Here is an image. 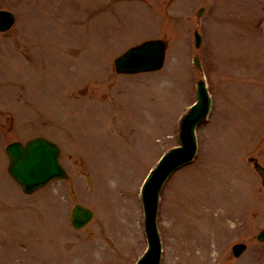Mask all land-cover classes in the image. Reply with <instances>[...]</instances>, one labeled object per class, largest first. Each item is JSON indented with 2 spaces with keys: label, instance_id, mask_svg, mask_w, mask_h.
<instances>
[{
  "label": "rangeland",
  "instance_id": "rangeland-1",
  "mask_svg": "<svg viewBox=\"0 0 264 264\" xmlns=\"http://www.w3.org/2000/svg\"><path fill=\"white\" fill-rule=\"evenodd\" d=\"M96 1L0 0L19 18L0 33V264L136 263L147 247L140 185L179 143L176 117L200 79L195 56L215 109L199 129L200 155L162 196V264H264V187L248 162L264 165V0H121L107 14ZM195 30L207 49L194 47ZM159 38L161 71L115 74L116 56ZM38 135L61 145L70 177L26 196L5 148ZM75 203L95 213L81 230ZM239 242L248 249L236 259Z\"/></svg>",
  "mask_w": 264,
  "mask_h": 264
},
{
  "label": "water",
  "instance_id": "water-1",
  "mask_svg": "<svg viewBox=\"0 0 264 264\" xmlns=\"http://www.w3.org/2000/svg\"><path fill=\"white\" fill-rule=\"evenodd\" d=\"M13 21L11 14L0 13L1 30L9 28ZM165 49L166 43L164 41L147 42L118 58L116 60L117 71L120 73H136L160 69L164 64ZM130 53H133V55H129ZM201 101V104L206 102L204 95H201ZM199 119L200 115L196 112L186 118L182 133L183 148L175 149L163 160L144 189L150 251L139 264L160 263L161 246L156 229L158 194L170 173L185 164L195 153L193 129ZM7 153L10 157L9 171L26 193H32L45 186L53 178L67 177L66 171L59 163L60 149L44 139L33 140L26 147H23L20 143L11 144L7 148ZM255 167L263 176L264 185V168L257 162ZM92 217L93 213L81 205H76L73 209L72 222L76 228L84 227ZM259 240L264 241V230L259 235ZM244 249V245L235 246V254L239 256Z\"/></svg>",
  "mask_w": 264,
  "mask_h": 264
},
{
  "label": "bare ground",
  "instance_id": "bare-ground-1",
  "mask_svg": "<svg viewBox=\"0 0 264 264\" xmlns=\"http://www.w3.org/2000/svg\"><path fill=\"white\" fill-rule=\"evenodd\" d=\"M100 184L102 185V184H104V183L101 181V183H100Z\"/></svg>",
  "mask_w": 264,
  "mask_h": 264
},
{
  "label": "snow or ice",
  "instance_id": "snow-or-ice-1",
  "mask_svg": "<svg viewBox=\"0 0 264 264\" xmlns=\"http://www.w3.org/2000/svg\"><path fill=\"white\" fill-rule=\"evenodd\" d=\"M129 55H133V53H130Z\"/></svg>",
  "mask_w": 264,
  "mask_h": 264
}]
</instances>
